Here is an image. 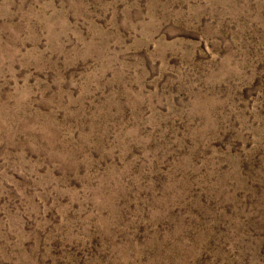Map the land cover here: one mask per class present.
I'll list each match as a JSON object with an SVG mask.
<instances>
[{"label":"rangeland","instance_id":"rangeland-1","mask_svg":"<svg viewBox=\"0 0 264 264\" xmlns=\"http://www.w3.org/2000/svg\"><path fill=\"white\" fill-rule=\"evenodd\" d=\"M0 264H264V0H0Z\"/></svg>","mask_w":264,"mask_h":264}]
</instances>
